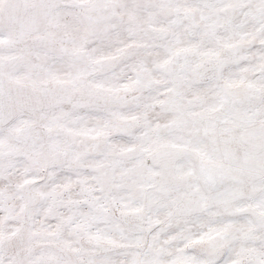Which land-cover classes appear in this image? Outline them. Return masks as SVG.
<instances>
[{
	"label": "snow or ice",
	"instance_id": "1",
	"mask_svg": "<svg viewBox=\"0 0 264 264\" xmlns=\"http://www.w3.org/2000/svg\"><path fill=\"white\" fill-rule=\"evenodd\" d=\"M0 264H264V0H0Z\"/></svg>",
	"mask_w": 264,
	"mask_h": 264
}]
</instances>
